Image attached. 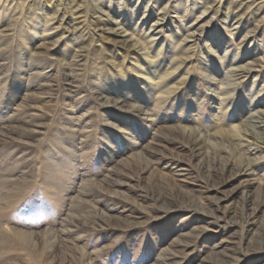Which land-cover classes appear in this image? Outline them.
Here are the masks:
<instances>
[{
	"label": "rangeland",
	"instance_id": "1",
	"mask_svg": "<svg viewBox=\"0 0 264 264\" xmlns=\"http://www.w3.org/2000/svg\"><path fill=\"white\" fill-rule=\"evenodd\" d=\"M259 111L264 0H0V264H264Z\"/></svg>",
	"mask_w": 264,
	"mask_h": 264
},
{
	"label": "bare ground",
	"instance_id": "2",
	"mask_svg": "<svg viewBox=\"0 0 264 264\" xmlns=\"http://www.w3.org/2000/svg\"><path fill=\"white\" fill-rule=\"evenodd\" d=\"M80 2H82V0H79ZM96 1V0H95ZM77 3V2H76ZM77 12V11H76ZM216 12V11H215ZM218 13H219V11H217ZM216 12V13H217ZM225 12H228L227 10H221L220 9V14H224L225 15ZM232 12V11H231ZM230 12V13H231ZM235 12V11H234ZM162 14V13H161ZM202 15H204V13H201ZM237 14V13H236ZM215 16V15H214ZM239 16H241V15H239ZM229 17V16H228ZM74 18H76V19H79V20H84V18L82 17V16H74ZM200 16L199 17H197L196 18V22L195 23H197L198 24V22H200L201 20H200ZM214 17L213 16H211L210 18H209V20H212ZM238 19V18H237ZM234 20H236V19H234ZM68 21V20H67ZM162 20L161 19H156L151 25H150V27H149V32L152 34L153 33V36H156V37H153V40H157V34L159 33V31L161 30L160 28H162V26H163V22H161ZM110 22H111V24L113 25L112 27H109V28H107V29H105V32L108 34V35H111L112 37H114L115 39H114V43L117 45H128L131 49H134V50H136V51H143L144 50V48H143V45L141 44V42L134 36V33L133 32H131L130 30H128L126 27H125V25L124 24H122L121 22H119V21H111L110 20ZM237 22V21H236ZM235 22V23H236ZM238 22H239V20H238ZM241 22V21H240ZM239 22V23H240ZM69 23V22H68ZM76 24V23H75ZM241 24V23H240ZM68 25V24H67ZM234 25H232V27H233ZM203 28V25H199L198 27H197V29H196V31H199L200 29H202ZM234 29L235 28H239V26L238 25H236L235 27H233ZM201 31V30H200ZM195 37V32H193V33H190V34H188V35H185V37H184V41L185 42H193L194 41V38ZM249 64V63H248ZM247 64V65H248ZM236 67V66H235ZM248 67V66H247ZM251 70V69H250ZM250 119V118H249ZM252 122L254 123V124H256V125H259V127L261 128V130L264 132V112H260L259 111V113H258V115H256V117L254 118V119H252ZM251 122V123H252ZM254 126V125H253ZM241 128V127H240ZM174 130V129H173ZM243 130V129H242ZM247 131H248V129H246ZM184 132H183V136L184 137H187L189 140H191L193 143H195L196 145H198V143H199V141H200V139H199V137H197L194 133H192V132H187V131H185V130H183ZM245 131V130H244ZM250 132V131H249ZM247 134V133H246ZM246 134H244V136H246ZM242 135V134H241ZM241 135H238V133L236 134V133H234V136L233 137H238L239 139H240V141L242 140V141H244V138H243V136H241ZM255 135V134H254ZM257 138V137H256ZM264 138V137H263ZM263 138H258L257 139V142L256 143H251L250 141H249V143L250 144H252V145H254L253 147V149L254 150H258V152H260L261 151V153H262V151H264V139ZM247 139V138H246ZM262 139V140H261ZM248 140V139H247ZM246 140V142H248ZM212 142V141H211ZM234 145V144H233ZM250 146V145H249ZM195 147V146H194ZM197 147V148H196ZM195 148H196V150H200V148H198V146H196ZM199 153V152H198ZM198 155H200V153L198 154ZM233 155V154H232ZM239 156V155H238ZM143 156H141V158H142ZM134 158V157H133ZM139 158V157H138ZM238 158V157H237ZM256 158V157H255ZM260 158V157H259ZM264 158V156H262L259 160H262ZM140 159V158H139ZM139 159H136L137 161L139 160ZM145 159V158H144ZM239 159H241V158H239ZM253 159V158H252ZM135 160V161H136ZM256 160H257V158H256ZM245 161V160H244ZM244 161L242 160L241 162H240V164H238L239 166H238V168H237V173L239 174V175H243V176H245V175H250L251 174V171L249 170V165L248 164H250V163H252L251 161L250 162H248V163H246V164H244ZM129 162V161H128ZM147 162V161H146ZM118 175V174H117ZM216 186V185H215ZM259 196V195H258ZM263 197V196H262ZM244 205V204H243ZM247 205H249V204H247ZM244 208V207H243ZM245 209V216H244V218H245V221L248 223L249 222V220H250V218H252L253 217V215L255 214V212H256V209L255 208H251V206L250 207H246V208H244ZM241 220V219H240ZM252 220V219H251ZM242 221V220H241ZM245 222V223H246ZM261 234V233H260ZM16 237H18L21 241H23V242H30V243H32V244H34L33 243V241L34 240H32L29 236H27V235H24L23 233H21V232H17L16 234ZM42 237V236H41ZM260 237H262V236H260ZM256 238V237H255ZM253 239V238H252ZM19 240V241H20ZM32 241V242H31ZM253 241V240H252ZM22 242V243H23ZM255 242H256V244L257 245H259V246H264V237L263 238H258V239H256L255 240ZM29 243V244H30ZM250 243V242H249ZM24 244V243H23ZM26 245V244H25ZM35 245V244H34ZM36 246V245H35ZM217 258V257H216ZM215 259V258H214ZM213 259V260H214ZM217 261V260H216ZM220 261V260H219ZM214 262V261H213ZM218 263H220V262H218ZM217 263V264H218Z\"/></svg>",
	"mask_w": 264,
	"mask_h": 264
}]
</instances>
